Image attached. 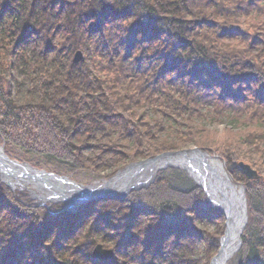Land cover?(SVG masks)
Instances as JSON below:
<instances>
[{
	"label": "trees",
	"instance_id": "trees-1",
	"mask_svg": "<svg viewBox=\"0 0 264 264\" xmlns=\"http://www.w3.org/2000/svg\"><path fill=\"white\" fill-rule=\"evenodd\" d=\"M251 83L254 100L241 90ZM258 100L264 1L0 0V144L10 158L102 181L129 164L204 145L192 120L200 109L211 123L221 115L248 125L215 150L245 187L250 224L238 264H264ZM239 163L258 179L248 181ZM223 220L193 180L172 169L124 198L71 208L39 206L0 180V264H209ZM98 245L109 260L93 256Z\"/></svg>",
	"mask_w": 264,
	"mask_h": 264
},
{
	"label": "water",
	"instance_id": "water-1",
	"mask_svg": "<svg viewBox=\"0 0 264 264\" xmlns=\"http://www.w3.org/2000/svg\"><path fill=\"white\" fill-rule=\"evenodd\" d=\"M81 58V53L76 52L74 63H78ZM214 160V157L196 148L167 152L130 164L102 183L81 185L66 176L38 170L27 163L11 160L0 145V180L12 190L20 184L32 186L39 195L32 193L31 197L38 201L39 206L55 203L76 206L103 198H123L132 190L150 186L158 172L166 168H180L203 190L209 205L225 219L219 248L210 264H227L242 246L241 237L247 224L246 198L243 186L233 184L224 171V165H219ZM239 166L245 172L248 181L258 179L256 171L250 166L243 163H239ZM222 177L225 179V187L230 192L227 200L223 196ZM93 256L106 261L111 258L112 253L98 245L93 250Z\"/></svg>",
	"mask_w": 264,
	"mask_h": 264
},
{
	"label": "rangeland",
	"instance_id": "rangeland-1",
	"mask_svg": "<svg viewBox=\"0 0 264 264\" xmlns=\"http://www.w3.org/2000/svg\"><path fill=\"white\" fill-rule=\"evenodd\" d=\"M260 1H264V0H260ZM251 86L250 87H247V86H243V87H241V90L242 89H244V91L242 90V93H243V95H244V98L246 97L247 99H250V100H254V98H255V91H257L258 90V87L257 86H255V84L254 83H251L250 84ZM262 101H264V100H262ZM262 101L261 100H258L257 101V104H260V106L263 108V110H264V103H262ZM228 104H223L222 105V107H224V106H227ZM201 111L202 112H204V110H201L200 109V112L199 113H196V112H194V114H192L193 115V117H192V120H193V123L195 124H198L199 125V128L201 129L199 132H198V134H195L194 135V137H195V139L196 140H201V142H204V145H201V146H195V145H190L189 147H187L186 149L187 150H192V149H200V150H202L203 152H205L207 155H209L210 157H214L215 158V160L214 161H216V163L217 164H221V165H224V171L228 174V171H227V169H226V163L224 162V160L219 156V155H217L216 154V149H217V146L219 145V143H221V142H224V141H227V136H228V138H230V136H232V135H230V134H237V133H239L240 131L241 132H243L245 129L247 130V128H249V127H247L248 125H242L243 127H240L239 128V125H237V126H232V125H228L226 122H224L225 120V118L224 117H222L221 115L219 116L220 117V119H218L216 122H210V120L209 119H212V118H210V117H204V118H202V117H200L199 118V116H198V114L199 115H204V113L203 114H201ZM244 112V111H243ZM206 113V112H205ZM223 120V121H222ZM241 126V125H240ZM238 129V130H237ZM203 132V133H202ZM233 136H235V135H233ZM2 147H3V151H4V146L2 145V144H0ZM199 145V144H198ZM199 147H201V148H199ZM182 150H185V149H182ZM5 153V152H4ZM6 154V153H5ZM6 156H8L7 154H6ZM9 157V156H8ZM9 159H11V160H15V161H18V162H20V163H27V164H29L31 167H33V168H36V169H38V170H44V169H39V168H37V167H35V166H33L32 164H30V163H28L27 161H21V160H18V159H16V158H10L9 157ZM133 164V163H132ZM130 165V164H129ZM128 166V165H127ZM127 166H125V167H127ZM125 167H123V168H121V169H119L118 171H120V170H122V169H124ZM177 170V171H181V172H185V171H183L182 169H180V168H166V169H164V170H162V171H167V170ZM44 171H46V170H44ZM118 171H116L112 176H114ZM162 171H160V172H162ZM47 172V171H46ZM160 172H158V173H160ZM50 173V172H49ZM157 173V174H158ZM186 173V172H185ZM54 174V173H53ZM187 174V173H186ZM57 175V174H56ZM59 176H65V175H59ZM111 176V177H112ZM228 176L231 178V182L233 183V184H236V183H234V180L232 179V177L228 174ZM66 177H68L70 180H72V181H74V182H76L77 184H81V185H92V184H95V183H97V182H99V183H102V182H104V181H106V180H102V181H99L97 178H94V177H90V176H82V177H80V178H77V180H74V179H72V178H70L69 176H66ZM110 177V178H111ZM157 177V176H156ZM260 178V177H259ZM108 180V179H107ZM257 180V179H256ZM264 181V180H263ZM194 182V181H193ZM153 184V183H152ZM197 185V184H196ZM237 185V184H236ZM198 186V185H197ZM238 186H240V185H238ZM242 186V185H241ZM149 187V186H148ZM148 187H146V188H148ZM199 187V186H198ZM10 188V187H9ZM146 188H142V189H146ZM200 188V187H199ZM244 188V192H245V187H243ZM201 189V188H200ZM12 190V189H11ZM14 190H25V191H28V193H29V195L31 196V194L32 193H35V195H39V194H36V190L34 189V188H32V186H29V185H25V184H20V185H16L15 186V188H14ZM13 190V191H14ZM140 190V189H139ZM202 190V189H201ZM132 191H134V190H132ZM131 192V191H130ZM129 192V193H130ZM202 192H203V190H202ZM128 193V194H129ZM247 193V192H246ZM127 194V195H128ZM203 194L205 195V193L203 192ZM126 195V196H127ZM125 196V197H126ZM206 196V195H205ZM32 198V197H31ZM116 198H118V197H116ZM124 198V197H123ZM32 199H34V198H32ZM208 200V199H207ZM209 204V203H208ZM39 205V204H38ZM66 205V207H68V208H71V207H74V206H68L67 204H65ZM246 207H247V209H248V206H247V200H246ZM224 218V217H223ZM224 224H225V219L223 220V227H224ZM250 224V222H249V216H248V213H247V224H246V227H245V229H244V231L247 229V227H248V225ZM209 231H212L213 230V225H210L209 226ZM243 231V232H244ZM221 238V237H220ZM242 246H243V242H242ZM242 246H241V248H242ZM102 247V246H101ZM103 248V247H102ZM218 248H219V246H218ZM240 248V249H241ZM104 249V248H103ZM218 250V249H217ZM108 251H110V250H108ZM111 252V251H110ZM216 253H217V251H216ZM215 253V254H216ZM238 253V252H237ZM237 253H235L234 254V256L228 261V263L227 264H238V258H237ZM215 254L210 258V261H211V259L215 256ZM109 260V259H108ZM209 264H210V262H209Z\"/></svg>",
	"mask_w": 264,
	"mask_h": 264
},
{
	"label": "bare ground",
	"instance_id": "bare-ground-1",
	"mask_svg": "<svg viewBox=\"0 0 264 264\" xmlns=\"http://www.w3.org/2000/svg\"><path fill=\"white\" fill-rule=\"evenodd\" d=\"M221 169V168H220ZM222 170V169H221ZM219 171V170H218ZM222 172H223V170H222ZM222 181L224 182L223 184H224V186H223V196H224V198L227 200L229 197H230V192L228 191V188L227 187H225V179L222 177Z\"/></svg>",
	"mask_w": 264,
	"mask_h": 264
}]
</instances>
